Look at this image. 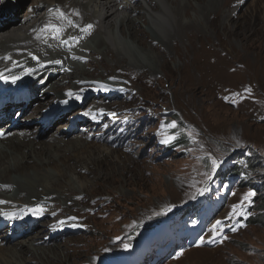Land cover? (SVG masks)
<instances>
[{
    "label": "rangeland",
    "instance_id": "obj_1",
    "mask_svg": "<svg viewBox=\"0 0 264 264\" xmlns=\"http://www.w3.org/2000/svg\"><path fill=\"white\" fill-rule=\"evenodd\" d=\"M16 1L21 4L18 19H22L26 11L35 7L34 0ZM225 1L227 4L230 2L227 7L236 14L227 23V28H222L220 23L225 22V19L219 17L205 35L197 33L203 34V37L194 41V49H191L192 46L184 35L179 39L181 42L178 43V51L173 49L176 40L170 41L169 52L164 50V46H159L157 49L164 52L166 63L163 71L157 65L154 75L142 73L144 78L139 77V71L121 67L110 59L111 56H106L103 64L100 63L102 57L99 60L93 58L91 62L89 58H84L85 62L92 65L83 67L90 80L111 81L109 76H116L112 79L130 90L120 93L119 87L112 91L108 85L107 90L98 87L99 91L96 92L103 99H109L103 102L118 104L115 106V115L108 116L98 129L85 124L79 130L73 129L69 136L79 135L89 139L95 137L102 143L105 138L109 139L111 146L122 153V158L127 155L138 162L137 170L132 171L142 178L128 186L122 185L119 179L113 182L102 181L95 186L89 183L85 188L76 189L77 192H85L76 194V201L73 204L68 202L66 210L56 209L50 213L49 220L59 216H72L68 217L69 221L76 220L71 224L77 225V229L71 227L67 234L58 236L47 244H67L71 247L68 242H75L67 253L77 261L76 264H106L114 256H121L118 264H130L129 251L140 244L139 241L136 245L133 244L135 239L132 237L146 230L136 226V223L165 217L174 209L194 202L203 195V187L207 183L214 186L221 195L219 199L214 198L213 193L209 195V198L213 197L220 204L214 219L211 222L201 217L198 220L190 219L188 226L190 225L191 231L183 233L181 241L174 245L175 251L167 258L151 261L149 264H264V226L244 225V218L250 214L249 211L247 214L246 209L252 204V198V216L257 213L254 208L258 196L251 187L253 180L250 182L244 176L239 179L229 178L234 172L233 168L219 172L210 180L206 175L211 174L209 155L217 160L223 159L222 165L227 164L228 167H232L233 161L241 153L253 158L256 156L260 159L258 164L264 168V119H261L264 117V12H255L256 7H260L261 0ZM74 12L76 13L75 10ZM180 17L182 21H188L191 12L190 16L181 14ZM208 18L211 21L216 16ZM139 28L145 30L147 27L142 23ZM91 35L96 37L98 33ZM149 40L147 39L148 42ZM191 76L203 79L189 89L185 80ZM246 89H250V92ZM90 97L83 109L90 108L97 100L92 94ZM36 105L37 103L33 110L37 109ZM173 114L175 115L172 116ZM22 116L26 118L29 113ZM38 118L30 120V126L35 127V131L37 127L35 138L38 141L54 132H63V126H70V123L65 124L64 116L57 127L43 134L40 133ZM110 118L116 119L115 127L110 128L111 132L108 130L111 125L106 126ZM23 120L19 121L17 129L23 128ZM172 121H176V129L167 128ZM189 132H193L195 141L188 136ZM180 133L187 136L185 145L172 147L173 140L167 144L162 143L166 136L177 137ZM237 140L244 147H237ZM108 166L103 165L100 172L94 170V174L86 172L87 179L92 180L96 175L108 173ZM260 168L256 165L253 170L258 172ZM50 173L55 175L53 170ZM130 174L132 172L124 175V179ZM253 178L261 181V174H254ZM243 181H247L246 184L249 185L246 186ZM224 182L227 185L221 187ZM250 191L255 196L251 197L250 204L244 201L245 215L229 218L233 205L240 204ZM73 217L75 219L70 220ZM160 220L158 218L155 222ZM217 220L222 221L223 232L215 237L214 242H210L212 225ZM47 222L45 218L32 225L27 229L29 232L16 241L30 239ZM241 224L243 226H239ZM233 227L237 230L232 231ZM47 228L40 234L46 238L49 237L46 232H49L50 227ZM4 232L0 226V236L3 237ZM172 232L176 233L177 230L172 228ZM202 237L203 243L200 239ZM84 244L92 246L91 251ZM125 244L131 246L125 248ZM87 258L89 262H82ZM94 259L97 260L93 262Z\"/></svg>",
    "mask_w": 264,
    "mask_h": 264
},
{
    "label": "bare ground",
    "instance_id": "obj_2",
    "mask_svg": "<svg viewBox=\"0 0 264 264\" xmlns=\"http://www.w3.org/2000/svg\"><path fill=\"white\" fill-rule=\"evenodd\" d=\"M221 2L34 0L35 7L26 11L22 19H18L21 4L16 0H0V73L9 77L7 80L0 79V133H3L0 135V213H16L15 217L0 214L1 230L5 231L3 237L0 236V264H76L77 261L67 253L75 242H68L71 247L67 244L47 245L58 236L67 234L71 227L77 229V225L71 226L76 220L69 221L68 217L72 216L49 220L50 213L56 209L66 210L68 202L73 204L76 201V194L85 192H77L76 189L85 188L89 183L95 186L102 181L113 182L119 179L122 185L128 186L142 178L132 171L137 170L138 162L127 155L122 158V153L111 146L109 139L105 138L102 143L95 137L69 136L73 129L79 130L85 124L98 129L108 116L112 117L109 114L114 113L118 104L103 102L109 99H103L96 92L99 91L98 87L108 85L111 91L119 87L120 93L130 90L112 79L116 76H109L111 81L90 80L83 67L92 65L85 62L84 58H89L91 62L93 58L99 60L102 57L100 63L103 64L105 57L111 56L110 59L121 67L139 71V77L145 73L154 75L157 65L163 71L166 63L164 52L157 49L159 46H164V50L168 51L170 41L176 40L173 49L178 51L179 39L184 35L191 49H194V41L209 32L219 17L225 19V22L220 23L222 28H227V23L236 14L227 7L230 2ZM258 10L264 12V0H261L255 12ZM190 12L191 18L182 21L181 14L190 16ZM60 13L64 14L63 17ZM211 15L217 19L213 17L209 21L208 16ZM142 23L147 27L145 30L139 28ZM89 24L92 28L88 32L82 31ZM49 25H56L63 30L57 34ZM96 32L98 36L91 37ZM147 39H150L149 42ZM33 57L39 58V66ZM28 69L34 71L28 73ZM84 75L87 77L84 78ZM13 76L20 78L13 83L10 79ZM201 79L191 76L185 80V84L191 89ZM69 91L73 93L72 96L68 95ZM91 94L97 100L90 108L83 109L89 103ZM77 95L80 99H76ZM35 103L37 109L33 110ZM26 113L29 116L25 118L22 115ZM92 114H95L96 119L92 118ZM64 116L65 124L70 123L69 127L63 126V132H54L47 138L36 140L37 127L35 131V127L30 126L31 121L38 118L40 133L45 134L57 127ZM111 119L106 124L111 125L108 128L110 132L116 123V119ZM21 120L25 124L20 130L17 127ZM105 164L109 165L108 173L96 175L92 180L87 179L86 172H100ZM131 172L125 180L124 175ZM37 205L45 209L42 215H33L28 211ZM45 218L47 224L35 232L33 237L26 241H16L29 232L28 228ZM47 227L50 229L46 232L49 236L46 238L40 234ZM174 229L177 232L171 233L180 235L183 232L176 226ZM84 245L91 251L92 246ZM95 245L98 246L97 243ZM118 260L119 257L114 256L106 264H115Z\"/></svg>",
    "mask_w": 264,
    "mask_h": 264
},
{
    "label": "snow or ice",
    "instance_id": "obj_3",
    "mask_svg": "<svg viewBox=\"0 0 264 264\" xmlns=\"http://www.w3.org/2000/svg\"><path fill=\"white\" fill-rule=\"evenodd\" d=\"M63 13H60V16L63 17ZM48 27H51L54 32H56L57 34L59 32H61L63 29L62 28H59L57 27L56 25H49ZM92 28V25L89 24L87 25L84 29H82V31L84 32H88L89 29ZM71 39L75 40L76 38L75 37H72ZM65 43H67V41H65ZM31 55V54H30ZM33 59H36L38 61V66H39V58L38 57H33ZM56 63H60V61H56ZM34 69H28L27 72L28 73H31L33 72ZM20 77L18 76H13L11 77V81L13 83L16 82V80H18ZM0 79H9V77H5L3 75V73H0ZM102 88H105V90H107L106 86L105 85H101ZM246 91H249L250 92V89H246ZM68 95L69 96H72L73 93L71 91L68 92ZM76 99H80V97L77 95L76 96ZM225 99L227 100L228 97H225ZM65 103H67V101H64ZM236 101H233V103H235ZM102 111V110H101ZM89 113H85V115H88ZM109 115H115V113H110ZM92 118L93 119H96V116L95 114H92ZM261 119H264V117H261ZM167 128H170V129H176L177 128V123L176 121H172L170 124L167 125ZM194 131V130H193ZM0 135H3V133H0ZM188 136L193 139V141H195V136L193 135V132H189L188 133ZM176 139V136L175 135H168L166 136V138L162 141V143H169L171 142L172 140ZM236 146L237 147H244V145H242L240 143L239 140L236 141ZM209 158L211 159V174H215L216 170L219 168L220 164L222 163L221 160H217L216 158L214 157H211L209 155ZM243 163V162H241ZM211 174H206L208 176V179L210 180L212 178V175ZM207 189H204V191H206ZM255 196V193L254 192H248L245 194L243 200L241 201L240 204H237V205H233V208H232V212L229 213V218H235V216H242V215H245L244 211H243V207H244V201H248V203L250 204L251 203V197ZM194 198V197H193ZM2 203V202H0ZM238 209H240V211H237ZM168 210H171L170 208ZM29 212H31L33 215H42L45 211V209L41 206V205H37L35 206L34 208H31L28 210ZM0 214H3L5 216H10V217H15L16 213L12 212V213H9V212H4V213H0ZM72 219H75V217H73ZM75 226V225H73ZM239 226H243L242 224L239 225ZM223 224H222V221L220 220H217L215 222V224L212 225V238L210 239V242H214V239L215 237L217 236H220L221 233L223 232ZM219 230V231H218ZM232 231H236L237 228L236 227H233L231 229ZM224 239H227V237H224ZM204 240H203V237L201 238V243H203ZM222 242V241H221ZM131 245L130 244H125L124 247L125 248H129Z\"/></svg>",
    "mask_w": 264,
    "mask_h": 264
},
{
    "label": "trees",
    "instance_id": "obj_4",
    "mask_svg": "<svg viewBox=\"0 0 264 264\" xmlns=\"http://www.w3.org/2000/svg\"><path fill=\"white\" fill-rule=\"evenodd\" d=\"M181 141L183 144H186V137L184 135H181L180 137ZM254 155V154H253ZM253 156L251 155H246V154H239L238 155V161L233 165V168L235 169L236 174H245L246 177L252 181L253 188L255 193L257 194L258 198L257 203L255 208L257 210V213L253 216H250L247 218V225H260L264 226V168L261 166V164H258L260 162V159L258 157H254L252 160ZM243 162V163H241ZM263 164V162H262ZM260 166V170L258 172H255L253 169L255 166ZM261 174V181H257V179L253 178L254 174ZM254 205L250 208L251 211L253 209Z\"/></svg>",
    "mask_w": 264,
    "mask_h": 264
}]
</instances>
